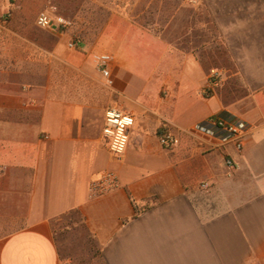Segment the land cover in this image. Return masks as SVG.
I'll return each instance as SVG.
<instances>
[{
  "label": "crops",
  "instance_id": "obj_1",
  "mask_svg": "<svg viewBox=\"0 0 264 264\" xmlns=\"http://www.w3.org/2000/svg\"><path fill=\"white\" fill-rule=\"evenodd\" d=\"M201 3L210 21L192 15L174 40L115 17L102 31L113 88L132 102L118 109L136 120L119 158L101 143L104 114L94 125L87 107L50 90V50L33 57L38 45L20 38L30 56L13 57L15 29L0 31V224L18 227L0 235V264H71L57 236L72 213L97 264H264V0ZM212 70L222 81L205 97ZM225 112L250 126L241 151L189 133ZM163 127L178 147L161 146ZM106 172L118 187L97 195Z\"/></svg>",
  "mask_w": 264,
  "mask_h": 264
},
{
  "label": "rangeland",
  "instance_id": "obj_2",
  "mask_svg": "<svg viewBox=\"0 0 264 264\" xmlns=\"http://www.w3.org/2000/svg\"><path fill=\"white\" fill-rule=\"evenodd\" d=\"M207 11L201 0H0V31H6L7 27L15 29L16 33L5 36L9 39L6 49L13 57L20 56V51L22 57L30 56L27 55L30 51L25 52L17 44L24 41L20 38L38 45V54L33 53V57L41 58L40 48L49 49L50 90L60 95L61 100L87 107L94 125H98L108 108L127 110L132 106L131 100L120 97L105 84L93 60V54L100 51L99 37L112 17L154 33H165L174 40L176 33H184L185 26L190 27L192 15L199 16L200 27L210 21ZM42 12L71 22L64 38L38 27L37 17ZM71 37H78L86 44L84 53L62 46L56 50L60 42ZM62 224L63 231L57 241L63 258L71 260V264H97L96 244L80 217L72 213ZM17 228L2 223L0 235Z\"/></svg>",
  "mask_w": 264,
  "mask_h": 264
},
{
  "label": "built area",
  "instance_id": "obj_3",
  "mask_svg": "<svg viewBox=\"0 0 264 264\" xmlns=\"http://www.w3.org/2000/svg\"><path fill=\"white\" fill-rule=\"evenodd\" d=\"M36 23L41 29L61 34H65L71 25V22L63 17L54 18L46 12L39 14ZM67 48L73 51H83L85 43L78 37H71L67 42ZM93 60L105 84L113 88L115 79L112 75L111 64L114 61V56L110 53L96 52L93 54ZM221 81L222 73L218 70H212L208 75L207 83L201 94L205 97L212 96L216 93ZM135 122L134 115L116 107H110L105 111L100 140L102 145L113 156L119 158L126 152L130 141V132ZM249 128L250 126L247 122L231 115L221 114L195 124L189 133L197 140H213L218 147L232 143L238 151H241ZM158 138L161 146L166 149L171 150L180 145V139L165 127L160 131ZM225 164L230 170L236 167V163L229 157L225 159ZM92 187L97 195L106 194L118 187L117 176L113 172H106L94 182ZM200 187L203 190H207L209 185L202 183Z\"/></svg>",
  "mask_w": 264,
  "mask_h": 264
},
{
  "label": "trees",
  "instance_id": "obj_4",
  "mask_svg": "<svg viewBox=\"0 0 264 264\" xmlns=\"http://www.w3.org/2000/svg\"><path fill=\"white\" fill-rule=\"evenodd\" d=\"M222 115H229V114L225 112V113H223ZM158 134H160V131L158 132Z\"/></svg>",
  "mask_w": 264,
  "mask_h": 264
}]
</instances>
